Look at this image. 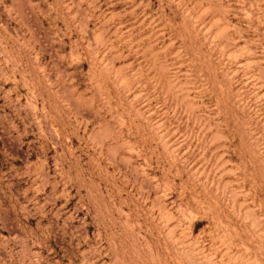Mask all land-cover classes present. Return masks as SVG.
Listing matches in <instances>:
<instances>
[{"label":"rangeland","instance_id":"rangeland-1","mask_svg":"<svg viewBox=\"0 0 264 264\" xmlns=\"http://www.w3.org/2000/svg\"><path fill=\"white\" fill-rule=\"evenodd\" d=\"M0 264H264V0H0Z\"/></svg>","mask_w":264,"mask_h":264}]
</instances>
